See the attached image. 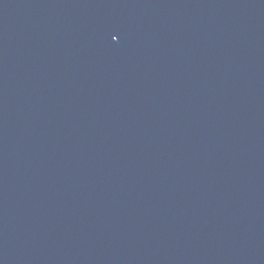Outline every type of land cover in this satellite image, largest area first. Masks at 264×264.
I'll return each mask as SVG.
<instances>
[{
    "label": "water",
    "instance_id": "95a60500",
    "mask_svg": "<svg viewBox=\"0 0 264 264\" xmlns=\"http://www.w3.org/2000/svg\"><path fill=\"white\" fill-rule=\"evenodd\" d=\"M0 264H264V0H0Z\"/></svg>",
    "mask_w": 264,
    "mask_h": 264
}]
</instances>
